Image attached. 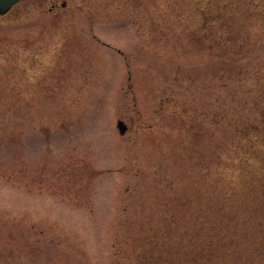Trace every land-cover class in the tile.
I'll return each mask as SVG.
<instances>
[{
    "label": "rangeland",
    "instance_id": "obj_1",
    "mask_svg": "<svg viewBox=\"0 0 264 264\" xmlns=\"http://www.w3.org/2000/svg\"><path fill=\"white\" fill-rule=\"evenodd\" d=\"M53 1L0 18V264H138L188 150L259 123L264 0Z\"/></svg>",
    "mask_w": 264,
    "mask_h": 264
},
{
    "label": "trees",
    "instance_id": "obj_2",
    "mask_svg": "<svg viewBox=\"0 0 264 264\" xmlns=\"http://www.w3.org/2000/svg\"><path fill=\"white\" fill-rule=\"evenodd\" d=\"M219 11V28L232 31L230 12ZM258 106V124L234 125L225 144L188 150L189 167L196 170L202 162L205 174L177 185L172 213L148 240L138 264H264V103ZM222 168L235 183L221 178Z\"/></svg>",
    "mask_w": 264,
    "mask_h": 264
},
{
    "label": "water",
    "instance_id": "obj_3",
    "mask_svg": "<svg viewBox=\"0 0 264 264\" xmlns=\"http://www.w3.org/2000/svg\"><path fill=\"white\" fill-rule=\"evenodd\" d=\"M17 1L19 0H0V14H4ZM117 127L120 133H124L126 131V127L122 122H119Z\"/></svg>",
    "mask_w": 264,
    "mask_h": 264
},
{
    "label": "flooded vegetation",
    "instance_id": "obj_4",
    "mask_svg": "<svg viewBox=\"0 0 264 264\" xmlns=\"http://www.w3.org/2000/svg\"><path fill=\"white\" fill-rule=\"evenodd\" d=\"M26 1L27 3H32L33 0H23ZM57 5H59L60 8H64L66 6V1L64 0H60L59 4H58V0L53 1V3L50 5V7L48 8V12L49 13H53L54 11L57 10ZM3 16L0 15V18H2ZM204 38H203V43H204Z\"/></svg>",
    "mask_w": 264,
    "mask_h": 264
}]
</instances>
